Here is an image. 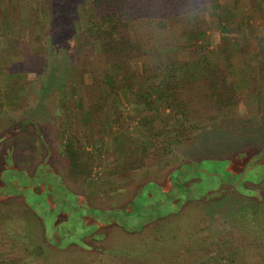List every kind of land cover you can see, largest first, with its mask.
<instances>
[{
	"label": "rangeland",
	"instance_id": "374dc122",
	"mask_svg": "<svg viewBox=\"0 0 264 264\" xmlns=\"http://www.w3.org/2000/svg\"><path fill=\"white\" fill-rule=\"evenodd\" d=\"M87 3L88 0H71L67 11L71 20L63 26L60 23V0H0V122L3 123L0 125V138L3 145L13 141L14 153L4 159V163L0 161V171L2 166H6L5 162L10 165L11 157L15 161L14 157L19 152L18 133L22 128L17 129L16 124L25 118L42 126L40 132L52 156L49 165L55 166L59 172L65 171L63 163H60L59 141L54 140L57 139L55 134L58 138L60 135L59 132L53 135L52 127L58 131L64 123L72 134L79 132L83 139L89 138L88 141L95 143L86 147L95 159L88 180L72 185L66 179L64 183L72 188L74 201H83L94 209L110 205L112 201L123 205L149 180L164 186L168 172L185 163L172 179L179 177L182 184L190 177V184L187 189L180 185L179 192H169L164 196H158L155 187L150 185L144 187L143 196L136 198V202L131 200L125 208L117 207L113 212H91L101 221L108 218L107 228L119 227L118 232L113 231L116 244L112 248L114 252L121 251L108 260L106 253L111 251L110 246H105L104 254L101 251L91 256L72 249L65 255L54 256L53 249L44 241L39 220L28 212L21 198L13 197L37 194L38 186L33 185L34 180L25 174L18 177L15 173L5 172L3 179L9 176L8 186L3 187L5 198L0 200V264H264L258 258L264 252V232L259 223H248L253 215V205L260 203L264 210V158L246 167L253 156L259 154L258 148H264V85L261 83L252 92L249 85L250 78L257 76V67L251 66L249 58L257 52L256 37L263 21L249 9L246 0H232L207 4L206 32L202 38L194 31H184L178 26L169 27L157 21L139 22L138 33L142 34L145 56L119 68L116 79L127 80L136 75L152 83L165 77L163 66L185 60L190 51L204 46L207 54L220 55L224 59L235 86L242 92L243 100L237 114V121L242 126L233 132L227 128L220 132L217 128L219 120L213 116H206L200 123L179 125L168 111L157 108L143 116L142 124H136L127 118L129 107L125 108L126 112L119 107L109 120L97 105L90 104L89 111L100 117L99 125L94 127L103 130L102 141L90 126H83L73 118L66 122L63 119L67 112L80 111L76 107L79 101L87 108V94L81 85L79 71L71 68L72 52L76 49L74 34L84 22L79 13ZM259 3L263 5L262 0ZM153 48L158 51L152 52ZM55 55L65 58L66 78L70 86L69 90H61V93L48 98L42 95L44 89L38 85L47 81L46 75L51 70L46 65ZM15 95L21 100L13 105L10 96ZM59 104L64 106L61 105L60 109ZM65 109L70 111L65 112ZM245 118L249 127L244 125ZM12 128L18 133H11ZM29 128L26 126L24 129L27 132ZM143 142L149 149L145 165L128 172L119 150L124 146L135 149L137 143ZM43 151L39 145L33 151L26 146L21 156L31 155L29 159H33L30 161L36 164ZM224 156L233 163L229 168L231 171L242 172L246 167L240 178L227 173L228 162L218 160ZM200 160L204 162L187 165ZM253 181L260 183L247 185ZM224 183H233L241 194H249L245 198L240 197L235 186ZM33 194L25 202L48 220L45 229L49 238L52 213L48 216L41 213L35 207ZM147 194L151 197L148 198ZM68 205L65 203L64 207ZM80 215V212L76 213L75 217ZM162 218L166 220L149 223ZM238 219L243 221L238 223ZM72 223L69 221L59 227L66 239L73 236L68 228ZM88 223L92 225L95 221L89 219ZM124 230L135 239L123 237ZM81 232L79 228L77 233ZM226 240L229 244L222 246Z\"/></svg>",
	"mask_w": 264,
	"mask_h": 264
},
{
	"label": "trees",
	"instance_id": "16d2710c",
	"mask_svg": "<svg viewBox=\"0 0 264 264\" xmlns=\"http://www.w3.org/2000/svg\"><path fill=\"white\" fill-rule=\"evenodd\" d=\"M70 1L71 0H67L65 2V0H60V23L63 24V26L71 20L70 17L67 16ZM228 1L232 0H88L87 7L84 10L81 9L82 11L79 13L84 22L83 25L78 28V32L74 34L75 48L78 51L73 49V59L71 62L72 70L74 71L77 69L79 71L81 85L86 90V99L88 103L85 109L83 102L79 101L76 107L80 111L77 113L72 112L71 114L67 112V115L63 118L64 122L73 118L75 122L82 123L83 126H90L92 129H95L97 127L96 125H99L100 117L97 113L91 112L88 109L90 104H95L105 113L109 120H111L110 118L113 117V114L116 113L119 107L123 109V112H126L125 108L129 107V113H126V115L130 122L142 124L141 121L143 120V116H147L151 113L153 108H157L168 111L170 117L179 125L191 122L200 123L204 121L206 116H213L219 120L217 128L220 132L225 130V128L233 132L238 127H241V123L237 121V114L238 107L243 100L242 92L235 86L229 74V70L225 66L224 59H222L220 55L207 54L204 46H199L190 51L185 60H177L163 66L162 72L165 73V77L154 80L152 83H148L145 81V78L136 75L130 76L127 80L116 79V76L119 74V68L145 56L142 34L138 33L137 25L139 22L157 21L159 24L169 27L178 26L184 31H194L197 36L202 38L205 36L206 32L207 4H219ZM259 1L260 0H246L249 9L256 12L263 21L261 31L256 37L257 52L249 58L252 64L251 66L257 67V76L251 77L249 81L251 92L261 83L264 85V0H262V6ZM86 9H88V14L86 13ZM81 16H79V18H81ZM154 51H158V49L153 48L152 52ZM56 56L57 55L52 58L50 57L49 60H51V62L46 65V68H50L51 70L50 73L46 75L48 78L47 81L38 85L44 89L42 95L44 97L48 96V98L61 93V90H69L70 86V82L66 78L68 70L67 68L65 70V58H63V56ZM86 80H88L89 83ZM10 99L13 105L19 104L21 100L18 95L13 97L10 96ZM61 105L62 104H59L58 106L60 109L64 104ZM65 107H67L66 104ZM56 109L57 107L54 108V112ZM37 110L39 111L40 109ZM68 110L69 109H65V112ZM245 119L243 121L245 124H243L249 127L250 124L247 123L248 119ZM35 123L34 121L24 118L19 120V123L16 124L17 129L22 127L20 133L16 131L17 129H11V133L14 131V135L17 133L19 134V142L17 144L19 152L14 157L15 161L11 160V157L9 162L10 165H7L5 162L6 166H2L3 170L0 171V200L5 198L3 187L7 184V178L9 176L3 179L5 172L15 173V175H19L18 177H22L25 174L26 177L36 181L35 184L33 183L34 181H32V184L38 186L39 193L30 194L36 197L38 203L35 201L34 204H36V206H34L38 207L41 213L46 216L52 213V220L50 223L51 230L49 231L51 235L49 238H47L45 229V224L48 220H45L43 215L40 216L33 207L25 202L28 196L31 195L20 194L18 197L22 199L28 212L35 216L41 223L44 241L53 249L54 256L58 254L65 255L66 252L72 251V249H76L80 251V253L85 252L86 255L92 256L101 251L102 253L105 252V246H110L109 248L111 251H109V253L105 252L106 257L110 260L112 256L119 255L121 251V249H118L117 252H114L112 248L114 244H116L114 242L116 236L113 235V231L118 232L119 227L111 226L107 228V226H109L106 225L108 218L101 221L99 217L94 216V213H101L104 211L113 212L117 210V207H119V209L125 208L131 200L132 202H136L134 201L136 198L143 196L144 187L150 185L155 187L158 196H164L169 192H179L180 185L183 189H187L190 184V177L184 179L183 175L185 181L183 180V183L181 182L182 184L179 183V177H176L174 180L172 179L174 173L178 172L180 167L185 165V163L178 169L168 172L164 186H160L153 180H149L142 184L137 193L123 205H120L116 201H112L110 205L106 204L102 208L94 209L86 203H83V201H74L75 199L71 197L73 196L72 188L64 183L66 179L72 185L78 183L83 184L88 180L95 159L86 147L88 144L95 143L88 141L89 138L83 139L81 135H78L79 132H74L72 134L67 127L64 126V123H61V130L58 129V131H56V127H52V134L54 135L59 132L58 134L60 135L58 138L57 134H55L54 138L57 139L54 140L59 141L58 151L61 155L60 163H63V166H61L65 171L59 172L55 166L50 167L49 165L52 157L51 151H47L48 146L46 140L44 139V135L40 132L42 126L40 127V125L38 126ZM1 124L3 125L2 122H0V125ZM26 126L30 127V130L27 132L24 129ZM95 131L100 135L99 139L102 140V135H104L103 130L95 129ZM13 134H11V136H13ZM38 145L42 147L44 151L40 155L41 160L36 164L30 161L33 159H29L31 155L26 157L21 156L22 150L25 149L26 146L29 147V150L33 151ZM12 150L13 141L9 142L8 145H3V139L0 138L1 164L4 163V159L6 160L14 154ZM148 150L145 142L137 143L135 149L131 146H124L121 148L119 154L123 158L124 168L128 172L143 168L145 160L148 157ZM258 150H260L259 154L253 156L254 159L252 158V160L247 163L246 167L250 166V163L253 165V161H260L262 160L261 158H264V148H258ZM225 157L226 156L218 160L228 162L227 173L229 175H236L240 178L247 170L246 167L243 168L242 172H233L229 169L230 165H233V163ZM36 158L38 159V157ZM203 160L193 161L187 163V165H192V163L198 164ZM15 162H17L18 165L14 166ZM24 162L30 165H26ZM254 166H256L255 162ZM184 175H186V177L190 176L188 174ZM249 176H252V174H249ZM256 183L260 182L253 181V183H247V185ZM225 184L235 186L233 183H224V185ZM234 189L240 197L245 198L249 194H241L237 191L238 189L236 186ZM210 196H208V198H210ZM147 197H151V194H147ZM172 202L174 201H171V203ZM65 203L69 205L64 207ZM84 210H86L87 213ZM129 211L130 209L128 212ZM251 211L253 219L251 218V220H248V223L253 225H255L254 222L259 223L261 231L264 232V210L260 203L253 205ZM79 212L81 215L75 217V214ZM91 212L94 213L91 214ZM73 216L75 218H73ZM165 218L170 219L168 216ZM165 218L149 221V223L162 222L166 220ZM89 219H94L95 224L89 225ZM69 221H73V223L68 226L73 236L69 237L70 239H66V235L60 232L59 227L63 224H67ZM240 221L242 222L243 220L238 219L237 222L241 223ZM120 227L124 229L122 226ZM79 228L82 230L80 234L77 233ZM123 232V237L126 238L127 236V239H135L134 236L127 235L131 234L127 230ZM227 244H229L228 240L222 242V246ZM258 258L264 262V252L260 254Z\"/></svg>",
	"mask_w": 264,
	"mask_h": 264
},
{
	"label": "flooded vegetation",
	"instance_id": "af4514ba",
	"mask_svg": "<svg viewBox=\"0 0 264 264\" xmlns=\"http://www.w3.org/2000/svg\"><path fill=\"white\" fill-rule=\"evenodd\" d=\"M6 185H7V184H6ZM7 186H8V185H7ZM2 187H3V186H2ZM30 187H31V186H30ZM32 188H33V187H31V189H32ZM33 189H34V188H33ZM33 189H32V190H33ZM7 194H8V193H7ZM19 195H20V194L15 195V196H13V197L16 198V197H18ZM2 196H3V195H2ZM112 220H113V219H112ZM112 220H111V222H113Z\"/></svg>",
	"mask_w": 264,
	"mask_h": 264
}]
</instances>
